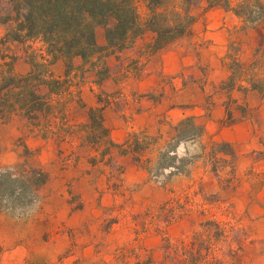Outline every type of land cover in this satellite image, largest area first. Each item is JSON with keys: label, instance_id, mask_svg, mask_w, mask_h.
<instances>
[{"label": "rangeland", "instance_id": "374dc122", "mask_svg": "<svg viewBox=\"0 0 264 264\" xmlns=\"http://www.w3.org/2000/svg\"><path fill=\"white\" fill-rule=\"evenodd\" d=\"M139 3L146 14V0ZM248 3L246 17L264 20V10ZM5 31L0 25V40ZM97 38L104 44L103 27ZM149 39L143 34L128 48ZM43 50L38 38L0 41V70H8L6 62L25 74ZM100 63L77 58L69 70L61 62L51 66L46 80L56 74L60 81L43 85L41 93L50 94L53 108L33 113L34 131L22 114H0V172L27 161L48 173L35 201L0 212V264H264V207L255 206L264 147L239 157L230 143L202 141L201 119L196 125L184 121L150 166L149 180L129 183L119 158L126 149L99 127L108 96L98 94L101 112H93V120L82 95L83 85L107 77ZM234 80L201 83L217 94L233 89ZM253 85L263 87L260 81ZM149 144L137 141L132 148Z\"/></svg>", "mask_w": 264, "mask_h": 264}, {"label": "crops", "instance_id": "0c3cea01", "mask_svg": "<svg viewBox=\"0 0 264 264\" xmlns=\"http://www.w3.org/2000/svg\"><path fill=\"white\" fill-rule=\"evenodd\" d=\"M240 1L230 0V8H209L201 1L191 9L194 20L189 30L160 49H152L155 33L146 31L151 39L108 55L107 77L81 88L90 109L99 105V93L108 96L102 122L109 140L126 149L119 158L129 183L149 180L150 166L178 136L186 117L196 124L202 120V141L230 143L239 157L264 147V20L247 25L232 9ZM15 67L16 75L26 76L33 65L25 74ZM233 75L235 87L227 93L216 94L201 83L204 79L219 84ZM257 81L262 88L254 87ZM209 95H215L212 104L207 103ZM228 115L233 120L228 121ZM142 140L149 146L135 152L132 146ZM256 199L255 206L264 207V181ZM101 203L108 205L105 199Z\"/></svg>", "mask_w": 264, "mask_h": 264}, {"label": "trees", "instance_id": "16d2710c", "mask_svg": "<svg viewBox=\"0 0 264 264\" xmlns=\"http://www.w3.org/2000/svg\"><path fill=\"white\" fill-rule=\"evenodd\" d=\"M5 1L0 0V25L6 26L1 43L38 38L43 42L44 50L39 57L35 54L32 71L26 76L16 75L13 65L4 62L8 70H0V114L6 118L22 114L30 121V131H34L33 113L53 108L50 94L41 93L43 85L50 87L60 81L56 80L60 78L56 74L50 75L53 81L46 80V75L52 73L51 66L61 62L69 70L76 58L96 59L99 65L102 60L105 77L109 71L104 60L109 54L126 48L146 31L155 33L153 50L167 46L189 30L194 20L191 9L203 0H146V14L141 10L140 0H7L8 6ZM205 1L209 8L231 7L230 0ZM248 1L264 10V0H241L232 9L246 23L254 25L260 19L246 17ZM99 27L104 28V44L98 42ZM42 69L44 72L34 73ZM90 110L94 120L92 113L100 109ZM184 121L196 125L192 117H186ZM99 127L104 129L102 118ZM47 179L48 173L42 167L27 161L2 170L0 212L35 201Z\"/></svg>", "mask_w": 264, "mask_h": 264}]
</instances>
